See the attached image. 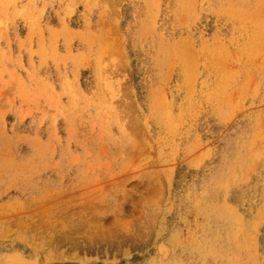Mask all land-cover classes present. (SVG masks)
Wrapping results in <instances>:
<instances>
[{
	"label": "rangeland",
	"instance_id": "obj_1",
	"mask_svg": "<svg viewBox=\"0 0 264 264\" xmlns=\"http://www.w3.org/2000/svg\"><path fill=\"white\" fill-rule=\"evenodd\" d=\"M0 264H264V0H0Z\"/></svg>",
	"mask_w": 264,
	"mask_h": 264
}]
</instances>
